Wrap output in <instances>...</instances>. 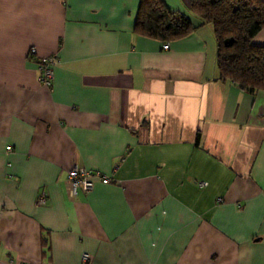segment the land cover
Masks as SVG:
<instances>
[{"label":"crops","instance_id":"0c3cea01","mask_svg":"<svg viewBox=\"0 0 264 264\" xmlns=\"http://www.w3.org/2000/svg\"><path fill=\"white\" fill-rule=\"evenodd\" d=\"M139 2L0 0V264H264V90L218 78L208 24L135 33ZM74 166L111 182L73 197Z\"/></svg>","mask_w":264,"mask_h":264},{"label":"trees","instance_id":"16d2710c","mask_svg":"<svg viewBox=\"0 0 264 264\" xmlns=\"http://www.w3.org/2000/svg\"><path fill=\"white\" fill-rule=\"evenodd\" d=\"M189 13L171 11L162 0H140L134 31L162 42L210 25L218 78L253 93L264 90V46L253 42L264 26V0H189Z\"/></svg>","mask_w":264,"mask_h":264},{"label":"built area","instance_id":"2783aa9c","mask_svg":"<svg viewBox=\"0 0 264 264\" xmlns=\"http://www.w3.org/2000/svg\"><path fill=\"white\" fill-rule=\"evenodd\" d=\"M169 44L164 43L163 49H168ZM31 54L34 53L32 49ZM54 56H49L41 61L39 66V82L45 86H49L53 78V66L55 65L56 59ZM7 150H10V146L6 147ZM67 180L70 186L69 193L71 196L75 197L79 191L88 192L91 190L96 182L109 183L111 178L100 173L99 171L87 170L83 167L74 166L69 169L67 173ZM205 182H200V185H205ZM46 202V197L44 193H40L37 197L36 203L41 205ZM82 261L87 262L90 259L88 253L82 254Z\"/></svg>","mask_w":264,"mask_h":264}]
</instances>
